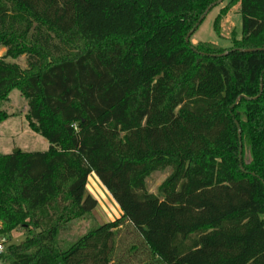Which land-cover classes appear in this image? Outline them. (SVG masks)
<instances>
[{
	"label": "trees",
	"instance_id": "obj_1",
	"mask_svg": "<svg viewBox=\"0 0 264 264\" xmlns=\"http://www.w3.org/2000/svg\"><path fill=\"white\" fill-rule=\"evenodd\" d=\"M215 1L0 0V123L18 88L30 129L49 142L0 153L3 263L252 264L264 254V51L213 56L264 48V0H224L218 32L235 5L242 17L231 47L186 42ZM23 55L25 68L7 61ZM167 169L150 192L148 177ZM91 173L122 214L68 242L61 235L98 205Z\"/></svg>",
	"mask_w": 264,
	"mask_h": 264
},
{
	"label": "rangeland",
	"instance_id": "obj_2",
	"mask_svg": "<svg viewBox=\"0 0 264 264\" xmlns=\"http://www.w3.org/2000/svg\"><path fill=\"white\" fill-rule=\"evenodd\" d=\"M227 1L212 8L207 14L199 27L190 36V42L197 45L199 42H211L223 48H229L233 45L234 40L241 39L242 17L240 7L234 6L229 13L223 18L220 25V32L215 29V19L219 14L221 7ZM5 47H0V58L5 55ZM7 61L26 67V56H19L15 59L8 58ZM2 107L10 116L0 123V153L10 154L16 149L27 152L46 151L49 148V142L44 137L33 132L26 120L28 109L27 100L21 94L20 90L14 89L7 101L2 103ZM169 169L165 171L154 172L147 179L148 190L152 193H158V188L167 177ZM88 177L87 189L98 200V205L92 212L91 216L76 221L70 229L61 235V238L71 242L77 237L85 234L91 228L113 221L121 216V209L113 199L109 191L103 186L95 173ZM24 233L21 230L11 232V242L18 243L24 239ZM6 236L0 237V242L6 240ZM8 242V240H7ZM7 243H4L5 247ZM252 264H264V254L258 257ZM258 261V262H257ZM0 264L3 260H0Z\"/></svg>",
	"mask_w": 264,
	"mask_h": 264
},
{
	"label": "water",
	"instance_id": "obj_3",
	"mask_svg": "<svg viewBox=\"0 0 264 264\" xmlns=\"http://www.w3.org/2000/svg\"><path fill=\"white\" fill-rule=\"evenodd\" d=\"M224 0H217L213 3H211L207 8L206 10L203 12V14L200 16V18L198 19V21L196 22L195 24V27L187 34L186 36V42L189 41L190 39V36L192 35V33L195 31V29L197 27H199V25L201 24V22L204 20V18L207 16V14L212 10V8L216 7L217 5L221 4ZM235 50H239V51H242V52H254V51H264V48H235V49H231V50H227V51H224L223 53H220V54H213V56H225V55H228L230 53V51H235ZM263 87H264V76L261 78V82H260V93L258 95V97L262 94L263 92ZM242 96H240L236 103L239 101V99L241 98ZM246 99H252V98H249V97H245ZM237 127H238V138H239V160H240V163L242 164V152H243V144H242V136H241V127L238 123V121H235ZM19 149H16L14 150L13 152H18Z\"/></svg>",
	"mask_w": 264,
	"mask_h": 264
},
{
	"label": "built area",
	"instance_id": "obj_4",
	"mask_svg": "<svg viewBox=\"0 0 264 264\" xmlns=\"http://www.w3.org/2000/svg\"><path fill=\"white\" fill-rule=\"evenodd\" d=\"M3 248H4L3 242H0V252L3 251Z\"/></svg>",
	"mask_w": 264,
	"mask_h": 264
},
{
	"label": "crops",
	"instance_id": "obj_5",
	"mask_svg": "<svg viewBox=\"0 0 264 264\" xmlns=\"http://www.w3.org/2000/svg\"><path fill=\"white\" fill-rule=\"evenodd\" d=\"M236 6H239L240 7V5L238 4V5H236ZM90 177V176H89ZM87 185H88V183H87ZM87 192H88V189H87ZM89 193V192H88ZM91 194V193H90ZM92 195V194H91ZM93 197H94V195H92ZM95 198V197H94Z\"/></svg>",
	"mask_w": 264,
	"mask_h": 264
}]
</instances>
